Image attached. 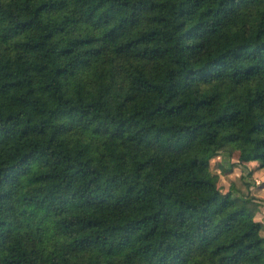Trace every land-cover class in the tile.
I'll return each instance as SVG.
<instances>
[{
	"label": "trees",
	"instance_id": "trees-1",
	"mask_svg": "<svg viewBox=\"0 0 264 264\" xmlns=\"http://www.w3.org/2000/svg\"><path fill=\"white\" fill-rule=\"evenodd\" d=\"M229 147L264 169V0H0V264H264Z\"/></svg>",
	"mask_w": 264,
	"mask_h": 264
},
{
	"label": "rangeland",
	"instance_id": "rangeland-1",
	"mask_svg": "<svg viewBox=\"0 0 264 264\" xmlns=\"http://www.w3.org/2000/svg\"><path fill=\"white\" fill-rule=\"evenodd\" d=\"M233 153V149L231 147H229L228 149H226L225 152L221 153V155L226 157L225 160V165H223V167H225L224 170H232L231 172L234 173V175L232 177H229V175H227L226 173L223 172H219L218 170L216 171L215 165L219 162L222 163L223 159H225L224 157L222 159H219L218 161H214L213 163V170L215 172H218L220 174V181H219V186L221 187V189L223 191L227 190L231 184H236L237 187L241 188V189H245V183H249L250 185L252 184L251 182H254V188L250 190L249 196L254 198V201L250 203V207L252 208V210L257 213L259 207H262V212L263 215L262 217L257 216L255 214V219H263L264 221V169H257V167H254L253 165H250L253 169L248 168L250 170L249 174H246L245 176L243 175V172L246 173L247 171L242 169L241 167L237 166L238 164L235 162H232L231 159L234 157V155H232ZM230 172V173H231ZM223 176V177H222ZM244 179L248 180L245 181ZM237 182V183H236ZM260 207V208H261ZM264 231V230H263Z\"/></svg>",
	"mask_w": 264,
	"mask_h": 264
},
{
	"label": "crops",
	"instance_id": "crops-1",
	"mask_svg": "<svg viewBox=\"0 0 264 264\" xmlns=\"http://www.w3.org/2000/svg\"><path fill=\"white\" fill-rule=\"evenodd\" d=\"M225 158V159H223V162L222 163H220L218 160L219 159H222V158ZM217 158H219V159H217ZM217 158H216V161H218L219 162V166H220V169L218 170L219 172H223V173H226L227 175H229V177H232L233 175H234V173H232L231 171L232 170H224L225 169V167H223V165H225L224 163H225V160H226V157L225 156H223V155H219V156H217ZM227 161V160H226ZM231 161L232 162H235V163H237L238 165L237 166H239V167H241L242 169H244V170H246L247 172L246 173H244L243 172V175L245 176L246 174H249L250 173V170L248 169V168H251V169H253L250 165H252V164H250V163H245V164H242V163H240L239 161H238V159L234 156L232 159H231ZM250 164V165H249ZM255 167V166H254ZM231 172V173H230ZM223 177V176H222ZM245 181H248V180H246V179H244ZM237 183V182H236ZM252 184L249 186V191L251 190V189H253L254 188V182H251ZM232 186V184L230 185V187ZM229 187V188H230ZM229 188L227 189V190H225L224 192H227L228 190H229ZM245 189H246V187H245ZM245 189H242L243 191H246ZM261 207V206H260ZM259 207V209H258V212L256 213V215L257 216H260V217H262V215H263V212H262V207L260 208ZM259 221H263V219H258ZM264 222V221H263Z\"/></svg>",
	"mask_w": 264,
	"mask_h": 264
}]
</instances>
